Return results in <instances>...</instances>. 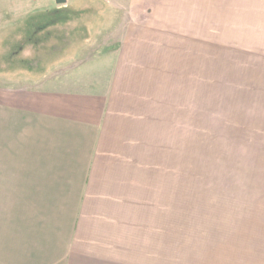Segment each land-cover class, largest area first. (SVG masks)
<instances>
[{"label": "crops", "instance_id": "0c3cea01", "mask_svg": "<svg viewBox=\"0 0 264 264\" xmlns=\"http://www.w3.org/2000/svg\"><path fill=\"white\" fill-rule=\"evenodd\" d=\"M91 1L99 8L83 27L104 31L106 1ZM76 2L0 0V264H167L173 254L175 264L203 263L193 205L185 222L183 170L168 172L178 163L172 118L182 115L169 102H184L168 50L141 37L103 81L75 61L55 67L74 65L77 77L16 73L29 54L27 69H38L41 34L69 21L23 23Z\"/></svg>", "mask_w": 264, "mask_h": 264}, {"label": "rangeland", "instance_id": "374dc122", "mask_svg": "<svg viewBox=\"0 0 264 264\" xmlns=\"http://www.w3.org/2000/svg\"><path fill=\"white\" fill-rule=\"evenodd\" d=\"M78 1L23 23L29 31L69 21L41 34L38 69H27L36 56L29 54L16 73L77 77L74 65L55 67L75 61L91 65L84 77L103 81L137 39L162 44L182 66L169 71L184 80L173 85L184 102L178 110L169 102V112L182 117L172 118L178 133L169 134V144L178 145V163L168 172L183 170L185 222L193 220V205L200 248L209 253L194 264H264V0H105L99 32L83 27L94 19L95 1Z\"/></svg>", "mask_w": 264, "mask_h": 264}, {"label": "water", "instance_id": "95a60500", "mask_svg": "<svg viewBox=\"0 0 264 264\" xmlns=\"http://www.w3.org/2000/svg\"><path fill=\"white\" fill-rule=\"evenodd\" d=\"M65 0H56L57 3L61 4L63 3Z\"/></svg>", "mask_w": 264, "mask_h": 264}]
</instances>
